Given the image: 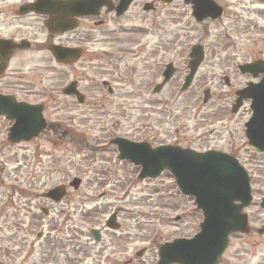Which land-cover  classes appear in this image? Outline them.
<instances>
[{"label": "rangeland", "instance_id": "rangeland-1", "mask_svg": "<svg viewBox=\"0 0 264 264\" xmlns=\"http://www.w3.org/2000/svg\"><path fill=\"white\" fill-rule=\"evenodd\" d=\"M232 1H235V4L228 5L226 15L217 21L196 22L193 16L191 17L189 7L181 2L174 3L170 9L159 8L155 13L141 14L138 18L129 14L119 23L111 17L107 18L114 28L120 25L118 27L122 26L124 29H142L137 30L139 34L136 30L130 33H99L93 23L86 21L79 32V39L72 37L67 44H81L86 46L88 51L101 53L109 52L110 48L115 47L128 49L134 46H160L166 51L164 63L175 60L181 66L185 55L182 52L201 44L205 48L206 57L190 91L191 97L178 102H148L147 107L143 102L130 100L127 96L120 101L117 97L112 98L114 101H108L109 96L103 102L100 94L107 95V90L101 85L104 80L112 82V87L118 89V94L128 95L138 88L142 79L138 75L135 84L128 86L131 60L123 61L120 71L112 69L106 61H100L98 67L95 61L94 65L84 63L85 68L77 67L83 70L76 77L86 87L84 92L88 99L85 104L79 105L72 98L58 95L57 106L61 105L58 109L61 111L58 115H50L47 112V117L50 120L70 123L75 127L73 129H76L74 135L81 139L84 134L85 139L80 141L89 142V145L93 146L101 142L107 143L110 137L116 135H136L138 138L141 135L137 133V128L152 122L155 126H164L167 131L180 126L187 127L181 135L158 139L159 143H169L176 140L175 138L182 140L185 137L189 139L187 145L192 148L203 145L227 151L235 147L242 165L251 178H255H252L251 183L254 201L246 211L250 217V227L262 228L264 210L260 207V201L264 197V154L255 153L248 146L244 127V122L250 116L248 110H243L236 117V121L230 123L227 118L224 124L213 117V113L224 114V106L233 101L232 91L238 89V85H242L247 79L240 77L237 69L227 70L226 67L231 66V63L237 67L260 53L264 57V14L261 15L262 19L253 14L258 8L264 9L260 3L263 1L226 2ZM255 23L258 28L253 26ZM39 38L44 40L43 36ZM29 54L21 53L17 61ZM106 60L111 63L109 59ZM52 65L48 66V77L51 75L53 81L56 78L55 73L65 70ZM29 68L30 65L25 72ZM227 71L232 73V88L225 86L223 81ZM72 78L73 75L69 76V79ZM49 81L48 78L47 87L50 85ZM179 84L180 82H174V85ZM174 85L167 87L164 94L179 92ZM207 88H210L214 95L213 102L203 108L200 118H197L202 106L203 91ZM33 99L37 101L41 98L36 95ZM63 99L68 102H63ZM11 125L12 122L0 117V262L46 264L41 255L46 238L37 244L36 257H29L28 252L36 241L37 234H46L52 217H56V223L59 224L66 215H71L70 219H67L65 230L71 228L72 236L77 239L75 242H86L92 247L93 244L86 239H93L88 231L92 228L102 229L112 210L122 209L119 222L124 227L119 232L110 234L113 240H116L118 249L124 247V240L130 243L128 248L132 251V264H157L161 244L177 238H192L200 231L202 213L196 209L193 198L180 193L170 173L166 172L154 181L139 182V167L119 161L114 146L103 148L104 152H91L83 147L75 148L69 145L64 148L61 145L39 141L33 144L11 145L7 142L8 128ZM151 135L154 136V133ZM74 178L82 180V183L74 193L71 192L73 188H68L71 194L67 202L52 205L37 197L55 187L68 186ZM110 191H115V195L123 201L114 203L113 200L118 198H113ZM125 192H129V196L126 197ZM101 193H107L104 199H99L98 195ZM41 208H46L53 214L45 217L40 212ZM125 228L130 231L128 239L122 238V241H119L117 237L124 234ZM105 234L108 239V233ZM257 236L254 232L250 236H231V248L224 258L225 261L230 264H246L244 260H251L253 253L258 251V247L252 245L259 240L264 241L263 236ZM263 248L264 245L261 246V254H264ZM142 249H146V253L142 258H136V252ZM95 252L96 250L88 252L86 248L83 255L80 253L81 264H98L92 262L90 257ZM60 262L76 264V259L72 255L62 256Z\"/></svg>", "mask_w": 264, "mask_h": 264}, {"label": "flooded vegetation", "instance_id": "flooded-vegetation-1", "mask_svg": "<svg viewBox=\"0 0 264 264\" xmlns=\"http://www.w3.org/2000/svg\"><path fill=\"white\" fill-rule=\"evenodd\" d=\"M70 1L75 0H0V54L7 52L8 56L1 61L0 60V98H8L12 99L11 101L16 103H30V102H42L47 110H49L52 114H58L61 110H58L61 105L57 106L59 98H56L58 95H62L66 98L74 99V102L79 105L85 104L88 98L82 99V104L78 101V96L76 95L78 92L84 94L86 87L83 85L76 76H78L83 70L77 67L85 68L84 63L88 65H97L100 66V61H106L109 63L112 69H117L120 71V66L123 61L131 60L129 63L130 67L128 69V86L135 84L136 77L140 75L142 79L141 83H138V88L133 92H129L125 95L118 94L119 91L117 88H113L112 82L103 81L102 86L103 89L107 90L106 94H100L102 96V101L105 102L106 97L108 101H114L113 97H117L120 100L128 97L130 100H134L137 102H143L144 106H148V102H178L182 100H188L191 97V89L192 87L185 93H172L170 95H165L164 91L167 87L174 85V82H180L179 85H174L176 89L182 88V85L190 73V56L192 52V46L188 51H183L185 54L182 61V66L179 65L175 60L168 61L164 63V54L166 53L164 47L156 46V47H140L134 46L128 49L124 47H115L110 48L109 52L104 51H88L86 46L78 44V45H69L66 42L70 41L72 37H76L79 39V32L83 28L86 21L93 23V27L96 28V31L99 33H111V32H122L126 31L130 33L131 31H137L140 28H127L112 27L107 18L111 17L116 23H119L123 18L127 17L129 14L137 16L150 15L151 13H155L162 8V10L170 9L172 5L176 2H181L183 5H187L185 0H173L169 4L164 0H131L124 11V6L122 2L124 0H96L99 4V7L96 11H92L93 15L86 16H70L69 13V5ZM219 5L222 6L223 14L226 15L228 10V5L235 4V1L226 2L228 0H215ZM223 1V3H222ZM244 2V0H239ZM257 1V0H255ZM260 2L261 5L264 6V0ZM259 2V1H258ZM226 4V5H224ZM246 4V2H245ZM190 9V14L192 17V2L187 5ZM254 10L253 14L257 15L260 19H262V14H264V9ZM122 14L118 15V13ZM71 20L72 22H69ZM258 28L259 26L253 24ZM119 28V30H118ZM262 28V27H260ZM124 29V30H123ZM142 30V29H140ZM143 32V31H142ZM136 33L139 34L137 31ZM39 36H43L44 40L40 39ZM38 38V39H37ZM15 46V48H12ZM136 49V51H133ZM54 50H58L65 54L64 61L58 60L56 55L54 54ZM167 50V48H166ZM30 53L29 55L23 56V58L17 61L18 56L23 53ZM93 54V55H92ZM105 54H109L106 56ZM31 58V59H30ZM109 59V61L106 60ZM49 59V61L47 60ZM17 61V62H16ZM264 61V57L261 53L254 58H251L250 61H246L237 65V67L231 66L226 67L227 70H231L235 68L239 71L240 77H247L245 82L238 89L232 91L233 93V101L231 104H227L224 106V114H214L213 117L217 118L218 121H222L224 124L227 122L226 118L229 119V123L232 121H236V117L243 111L248 110V114L250 115V104L249 100H244L242 102L241 108L234 113L235 102L237 100V95L239 91L245 89L249 84H257L263 79L264 74L260 72L257 77H254L253 74H243L239 67L244 64H256L257 62ZM52 64L61 67L65 71L61 73H55L56 78L52 81L51 75L48 77V66ZM172 64L174 68V75L171 78L170 82L160 93H155L156 87L162 82L166 67ZM30 65V68L27 72H25L27 66ZM231 71H227L223 76V81L230 88L232 85V77ZM72 79H69V76H72ZM48 78L50 79V85L47 87ZM24 83V84H23ZM62 83V84H61ZM92 84L96 86L95 82ZM91 87V83L89 84ZM98 87V86H96ZM71 90L73 94L68 95L66 91ZM100 93V92H99ZM36 95L39 96V100L35 101ZM25 96V97H24ZM63 102H68L67 99H63ZM73 102V101H71ZM213 102V99L211 103ZM164 106V105H163ZM63 108H67V106H63ZM229 110V111H228ZM163 112V108H162ZM231 112V113H229ZM202 111L199 112L198 117ZM248 119L244 122V127L247 123ZM164 126L158 125L155 126L152 122H147V124L139 126L137 128V133L140 134V137H136V135H126L120 136L116 135L111 137L113 138H127L135 143H146L150 145L152 148H157L164 145H173L178 146L183 149H193L198 152H206L210 150L222 151V149H213L209 146L203 147L199 146L196 148L190 147L188 144L187 138L183 137L175 138L176 140L171 141L169 143L158 142V139L164 140L165 137H169L171 135L178 136L181 135V132L185 129L186 126H180L174 130L167 131ZM154 133V136L151 134ZM91 150H99L104 152L103 148H110L112 146L115 147V152H117L118 158V146L111 144V146H106V142L97 143L96 146L87 145ZM231 154L235 157H239L238 153L234 148H230V150L223 151ZM127 162L131 164L129 161H121ZM76 192V191H71ZM71 192L68 191V194L59 204L67 202L69 200V196ZM108 193V192H107ZM107 193H101L98 195L99 199H104ZM111 196L113 198H118L113 200L114 203H121L123 199H120L119 196H116L115 191H110ZM50 202V201H49ZM52 205L53 203L50 202ZM126 203V202H125ZM70 212V211H69ZM122 209L112 210L111 215L116 216V221L118 222V226L120 227L117 230L109 229L107 227V221L104 223L99 235V239H96L92 232V229L88 231L93 239L87 237L86 239L89 243L93 244L92 247L88 245L86 242L77 243V239L72 236L71 228L65 230L67 219H70L71 215H66L59 224L56 223V217H52V221H50L47 225L46 232V241L44 246V252L41 251V255L43 256V261L46 264H60V257L65 256L68 257L72 255L76 259V264H81L80 253L83 255L85 253V249L89 251H95L94 255H90L92 262L98 264H131L132 262L131 256L132 251L129 249V244L124 240V247L117 248L115 243L116 240H113V237L110 233H117L120 229H122V225L119 222L121 217ZM53 213H51L52 215ZM50 217V215L48 216ZM79 217V216H78ZM82 217V216H80ZM79 217V218H80ZM126 227V226H125ZM107 237L106 239V234ZM257 233V237H264V225L261 227L252 228L250 227V231L248 234L239 235V236H250L252 233ZM76 233V232H75ZM130 231L125 228L124 234L117 237L119 241H122V238L128 239ZM72 236V237H71ZM84 239V237H83ZM42 239L39 241L41 243ZM37 242H33L31 245V254L29 257L34 258L38 254ZM264 245V241L259 240L254 243L252 246H257L258 251L254 254L251 260H244L246 264H264V254H261V246ZM82 251H81V249ZM231 248V243L228 249L225 251L223 258H221L218 264H230L225 261V257ZM264 252V248H263ZM245 255H249V253H244ZM96 256V257H93ZM261 257V258H260ZM255 259V260H254ZM239 260V259H238ZM248 261V262H247ZM123 262V263H122ZM241 263V262H240ZM84 264V262H83Z\"/></svg>", "mask_w": 264, "mask_h": 264}, {"label": "water", "instance_id": "water-1", "mask_svg": "<svg viewBox=\"0 0 264 264\" xmlns=\"http://www.w3.org/2000/svg\"><path fill=\"white\" fill-rule=\"evenodd\" d=\"M131 0H124L122 5L127 8ZM173 0H164L166 4ZM192 2L193 16L198 22L207 18L218 19L223 9L212 0H185ZM69 15H93L99 4L96 0L70 1ZM118 13V15L122 14ZM69 22H72L69 20ZM15 48V46H12ZM9 53L0 54L3 61ZM58 60L64 61L65 54L54 50ZM191 73L187 77L183 90L192 83L194 76L204 60L201 45L192 49ZM243 74L251 73L254 77L264 73V62L241 66ZM172 66L166 70L164 82L155 92H160L171 79ZM66 94H73L71 90ZM210 98L209 91L205 92L204 102ZM244 99H251L253 115L246 127V137L251 149L264 153V79L260 84H249V87L238 92V99L234 108L236 112ZM82 102V99L80 100ZM0 113L7 119L15 120L10 129L9 141H29L47 128L42 117V107L17 104L11 99L0 98ZM113 143L119 147L121 160H130L136 166H141L140 180L157 178L164 171H170L176 180L181 193L195 198L197 209L203 212L204 220L200 225V232L191 239H176L165 243L158 250V264H218L227 249L232 234L248 233V215L244 211L252 204L253 196L250 176L239 161L223 152L208 151L198 153L180 147L163 146L152 148L146 143H132L123 139H116ZM81 181L75 179L71 186L80 187ZM66 195V187H57L44 194V198L60 201ZM264 208V199L262 202ZM45 214L46 210H43ZM111 229H117L116 217L107 223ZM98 237V232L93 231ZM143 251L137 256H142ZM1 264V263H0Z\"/></svg>", "mask_w": 264, "mask_h": 264}]
</instances>
